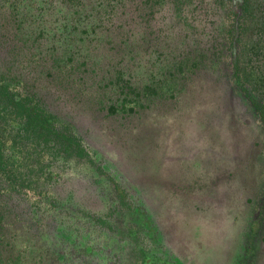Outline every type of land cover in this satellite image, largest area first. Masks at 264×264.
<instances>
[{
    "label": "rangeland",
    "instance_id": "rangeland-1",
    "mask_svg": "<svg viewBox=\"0 0 264 264\" xmlns=\"http://www.w3.org/2000/svg\"><path fill=\"white\" fill-rule=\"evenodd\" d=\"M41 1L0 0V87L37 98L56 124L73 126L107 152L138 185L183 264H235L264 190V126L236 91L231 2L97 0L111 23L61 32L66 21L53 22ZM247 6L239 60L264 97V0ZM120 32H129V56ZM158 41L164 55L154 63ZM128 63L145 68V79L162 80L163 91L113 111L107 85ZM161 63L177 64V75L156 76ZM1 95L0 127L7 116ZM2 135L8 177L0 175V264H71L69 249L81 248L83 238L57 241L46 227L39 230L17 188L24 176L37 189L47 186L60 169L44 156L35 165L32 147L16 132ZM67 252L68 261L61 257ZM256 256L264 264V229Z\"/></svg>",
    "mask_w": 264,
    "mask_h": 264
},
{
    "label": "flooded vegetation",
    "instance_id": "flooded-vegetation-1",
    "mask_svg": "<svg viewBox=\"0 0 264 264\" xmlns=\"http://www.w3.org/2000/svg\"><path fill=\"white\" fill-rule=\"evenodd\" d=\"M229 1L237 16L231 39L236 91L242 106L264 126L263 94L247 78L238 54L240 21L249 11L248 0ZM21 92L11 93L17 105H5L7 116L0 127V170L7 169L2 132L12 131L32 147L35 165L41 159L43 162L44 156L43 163L60 169L50 176L47 186L39 189L32 182L35 180L26 176L17 185L18 189L22 188L36 227L39 230L46 227L51 239L56 237L57 241L65 236L83 238L81 248L73 244L69 249L71 264H102L101 261H105L103 264H183L170 248L138 185L120 170L116 161L84 135L77 134L73 126L53 124L48 111L36 109L30 117L24 115L25 101L32 98L22 99ZM4 101H9V97ZM32 184L34 194L30 190ZM249 221L235 264H256L264 229V190L252 208ZM61 257L68 261V252Z\"/></svg>",
    "mask_w": 264,
    "mask_h": 264
},
{
    "label": "trees",
    "instance_id": "trees-1",
    "mask_svg": "<svg viewBox=\"0 0 264 264\" xmlns=\"http://www.w3.org/2000/svg\"><path fill=\"white\" fill-rule=\"evenodd\" d=\"M40 3L46 4L48 6L45 10L53 12L52 16H55L53 22H59L60 19L66 21V24H63L61 22V25L57 26L60 29L63 27V29H61V32H79V29L84 26L87 28L90 26L91 28H93V31H95V29H97L98 27L104 26L108 22L111 23L110 20L101 16V13H103V11L100 9L101 5L97 2V0H43ZM109 7L110 6H108L107 8ZM104 8L107 9L106 7ZM57 27H55V29H57ZM93 31L85 33L95 34V32ZM120 34L121 45L125 47L129 56V54L131 53V51L128 50L130 48V41L128 36L129 32H120ZM159 41L155 44L156 49L152 50L150 53V55L154 54V63L159 61L160 58L164 55L159 53L158 48L161 45ZM130 66L131 65H129L128 63L126 67L116 68L114 77L111 78L108 82L107 86L112 89L115 95V99L111 102V109L113 111L125 109L128 104H138L145 98L160 97L162 94V80L160 82L159 80H156L154 82L153 80L145 79L142 72V69L144 70L145 68L136 66L137 70H133L130 68ZM155 68L157 69V71H155L156 76L163 77L168 75L171 77L177 75V64L174 63L170 65H163L161 63ZM142 77L144 78V80L140 79ZM152 79H155V77ZM0 94H2V99H4L5 97H9V101H7L5 104L6 106L18 104L14 100L15 97L13 95L10 94V96H7L8 93L6 91V87H0ZM4 95L6 96L4 97ZM36 100L38 101L37 98H34L33 102L32 100H29V102L25 101L26 104L23 107L24 115L30 117L31 115H33V112L36 109L38 112H40V104H38ZM29 103H32L33 105L35 103V106ZM117 103H121L120 106H117ZM52 119L54 121L53 117ZM53 124L56 125L55 121ZM0 175L8 177V170L1 168Z\"/></svg>",
    "mask_w": 264,
    "mask_h": 264
}]
</instances>
